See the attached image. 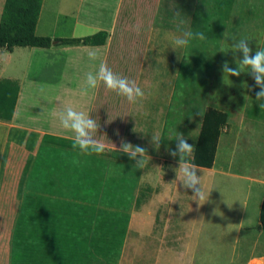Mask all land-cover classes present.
Returning a JSON list of instances; mask_svg holds the SVG:
<instances>
[{
  "label": "crops",
  "instance_id": "crops-1",
  "mask_svg": "<svg viewBox=\"0 0 264 264\" xmlns=\"http://www.w3.org/2000/svg\"><path fill=\"white\" fill-rule=\"evenodd\" d=\"M5 1L0 0V22ZM134 1L43 0L38 35L81 38L105 31L104 44L0 47V80L20 84L12 120L0 119V264H11L18 193L20 188L31 191L30 186L37 193L125 214L127 233L117 264H219L222 259L225 264H264V230L258 228L264 199L260 89L248 71L228 77L226 84L222 72L226 61L235 68L242 58L231 50L240 38L249 39L253 54L264 48V0H231L226 14L224 0H144V8ZM123 8L127 14L118 27ZM136 12L151 18L138 75L129 65L130 81L146 99L140 108L125 99L119 113L107 108L103 84L87 96L81 90L87 72L101 62L109 65L113 42L110 69L120 70L125 32L142 26L140 19H130ZM189 31L203 32L206 39L174 50L171 40L187 39ZM223 48H229L227 55ZM89 51L98 59L90 60ZM64 104L91 114L101 125L97 139L110 150L86 156L69 144L45 140L73 141L74 134L51 115ZM209 108L225 113L226 124L212 166L195 164L209 193L200 205L177 179L178 157L168 149H175V135L183 133L196 152ZM194 131L196 139L188 135ZM153 134L161 137L159 150ZM122 139L146 149L144 168L117 150ZM77 187L80 197L69 195L79 192ZM10 192L16 206L6 201Z\"/></svg>",
  "mask_w": 264,
  "mask_h": 264
},
{
  "label": "trees",
  "instance_id": "trees-1",
  "mask_svg": "<svg viewBox=\"0 0 264 264\" xmlns=\"http://www.w3.org/2000/svg\"><path fill=\"white\" fill-rule=\"evenodd\" d=\"M231 0H224V13L228 11ZM138 8L142 3L134 1ZM43 0H6L0 22V47L13 50L18 46L50 47L53 44H104L108 33L101 31L81 38H56L40 36L36 33ZM140 11V10H139ZM126 9L121 11L119 25L123 23ZM133 22L140 19L139 30H126L125 48L119 50L122 67L117 75L133 80L130 73L136 66L139 73L145 44L148 37L151 18L144 12L131 14ZM118 32L115 33V35ZM111 44V56L114 49ZM132 77V78H130ZM104 88V86H103ZM20 84L16 80H0V119L12 120L19 96ZM107 108L122 112L125 98L106 90ZM113 114L115 113L112 111ZM226 124V114L209 108L206 112L200 139L193 163L211 167L220 128ZM45 140L61 142L65 145L73 141L44 137ZM19 190L21 199L12 238L11 264H117L127 233L128 217L117 211L99 208L81 201L64 200L51 195L33 191ZM78 191L69 195L80 197ZM259 229L264 230V199L260 213Z\"/></svg>",
  "mask_w": 264,
  "mask_h": 264
},
{
  "label": "clouds",
  "instance_id": "clouds-1",
  "mask_svg": "<svg viewBox=\"0 0 264 264\" xmlns=\"http://www.w3.org/2000/svg\"><path fill=\"white\" fill-rule=\"evenodd\" d=\"M185 36L188 38L176 36L171 40L174 50L186 48L192 39H199L200 41L206 39L205 34L200 31L195 33L189 31L185 33ZM248 41V38H240L238 43L231 46L233 52H241L243 56L236 59L237 66L235 68L230 67L227 61L222 65L223 79L225 83L228 77H239L242 72L248 71L256 86L260 89L256 93V101L259 102L260 109L264 110V48L258 47L255 54H253ZM221 51L227 55L229 48H223ZM88 57L93 61L98 59L95 51H89ZM231 83L230 80L229 85ZM101 84L107 90L124 97L129 104L138 108L143 107V101L146 99L145 91L135 81L117 75L104 62L99 64L96 71H89L85 74L81 95L87 96L90 90L98 89ZM244 87H248L247 83L244 84ZM51 115L59 121L63 129L74 134L72 147L78 148L82 155H99L110 150L109 145L103 140L97 139V133H99L101 125L97 123L91 114L83 110H77L70 104H64L59 111H53ZM108 123H111L110 117ZM117 135H119V132H117ZM188 135L192 139L197 138L196 131L190 132ZM160 140L159 134L152 135V142L157 150L160 148ZM174 140L176 141L175 149L169 148L168 154L174 159L178 157L177 179L185 189H191L194 193V200L203 205L208 201L209 193L205 190L202 175L198 174V167L193 163L195 145L189 144L183 133L176 134ZM114 146L117 149L115 144ZM117 150L128 155L135 162L136 168L142 169L148 163L146 149L139 145H133L126 139L121 140V147Z\"/></svg>",
  "mask_w": 264,
  "mask_h": 264
},
{
  "label": "rangeland",
  "instance_id": "rangeland-1",
  "mask_svg": "<svg viewBox=\"0 0 264 264\" xmlns=\"http://www.w3.org/2000/svg\"><path fill=\"white\" fill-rule=\"evenodd\" d=\"M16 188H17V190H18L19 187H16ZM18 194H19V193H18ZM13 198L16 199L17 197H16L15 194H12V195H11V192H10L9 194H7V200H6V201H7L8 204H13V206H16L17 201L13 202V200H12ZM16 200H17V199H16ZM11 206H12V205H11ZM12 220H13V219H12ZM7 221H8V219H7ZM219 264H225L224 259H222V260L219 262Z\"/></svg>",
  "mask_w": 264,
  "mask_h": 264
}]
</instances>
